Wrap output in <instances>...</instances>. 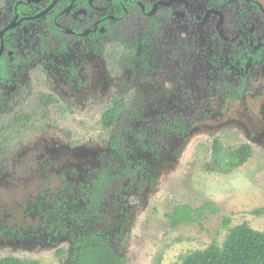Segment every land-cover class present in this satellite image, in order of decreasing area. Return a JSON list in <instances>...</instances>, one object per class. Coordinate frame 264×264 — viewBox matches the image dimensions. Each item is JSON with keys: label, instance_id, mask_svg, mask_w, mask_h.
Listing matches in <instances>:
<instances>
[{"label": "rangeland", "instance_id": "rangeland-1", "mask_svg": "<svg viewBox=\"0 0 264 264\" xmlns=\"http://www.w3.org/2000/svg\"><path fill=\"white\" fill-rule=\"evenodd\" d=\"M155 45L140 46L134 63L116 71L105 41L85 38L15 73L0 118L39 89L61 104L48 119L0 136V259L71 264L58 252H69L75 235L98 232L127 264H181L191 252L222 246L236 226L264 232V55L254 58L253 49L243 66L201 44L205 60L163 61L164 46ZM74 63L80 70L71 76ZM121 85L139 117L115 164L136 174L102 199L91 184L115 132L101 117ZM216 138L227 150L249 146L250 158L228 173L206 170ZM207 204L201 224L171 226L176 206Z\"/></svg>", "mask_w": 264, "mask_h": 264}, {"label": "flooded vegetation", "instance_id": "flooded-vegetation-1", "mask_svg": "<svg viewBox=\"0 0 264 264\" xmlns=\"http://www.w3.org/2000/svg\"><path fill=\"white\" fill-rule=\"evenodd\" d=\"M8 5L0 0V97L14 82L15 73L42 63L48 53L75 49L85 38L105 41L112 54L106 57L108 65L116 71L134 63L140 46L154 43L164 46L158 52L163 61L205 60L202 45L209 46L217 57L238 59L243 66L253 49L254 58L264 55V4L259 0H12ZM159 40L163 44L159 45ZM79 70V64L74 63L67 72L74 76ZM126 93L128 87L121 85L105 110L115 98L122 100L112 129L103 126L101 117L103 128L115 132L106 163L95 172L91 184L100 190L102 199L111 190L120 189L125 180L130 184L136 174V168L127 167L123 161L120 166L115 164L123 157L125 145L130 144L132 131L128 127L139 117L133 95ZM60 104L54 91L37 90L35 95L26 96L18 110L9 112L11 115L2 114L0 136L16 126L48 119L49 112ZM114 140L118 148L112 144ZM106 175L114 178L111 184L106 183ZM93 234L109 241L101 233ZM74 237L75 241L83 235Z\"/></svg>", "mask_w": 264, "mask_h": 264}, {"label": "trees", "instance_id": "trees-1", "mask_svg": "<svg viewBox=\"0 0 264 264\" xmlns=\"http://www.w3.org/2000/svg\"><path fill=\"white\" fill-rule=\"evenodd\" d=\"M122 107V100L115 98L110 108L104 112L102 124L106 129H112L116 125ZM112 144L119 147L116 140ZM251 154L252 149L247 145L224 149L221 140L216 138L206 170L228 173L246 163ZM109 175H112L111 171ZM113 180V177L106 175V183L111 184ZM211 209V204L197 209L189 205H178L167 217L175 229L182 225L201 224L204 213ZM225 223L228 225L230 220L226 219ZM58 254L67 255L65 251H59ZM67 256L71 264H127L126 259L117 254L105 239L93 233L75 240L72 252ZM0 264L41 263L37 260L8 257L0 259ZM181 264H264V232L253 230L247 225L236 226L229 230L222 246L213 243L204 250L191 252L183 258Z\"/></svg>", "mask_w": 264, "mask_h": 264}]
</instances>
